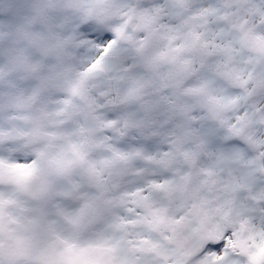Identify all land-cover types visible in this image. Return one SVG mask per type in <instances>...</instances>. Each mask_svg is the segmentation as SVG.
I'll return each instance as SVG.
<instances>
[{
    "label": "clouds",
    "instance_id": "1",
    "mask_svg": "<svg viewBox=\"0 0 264 264\" xmlns=\"http://www.w3.org/2000/svg\"><path fill=\"white\" fill-rule=\"evenodd\" d=\"M0 264H264V0H0Z\"/></svg>",
    "mask_w": 264,
    "mask_h": 264
}]
</instances>
